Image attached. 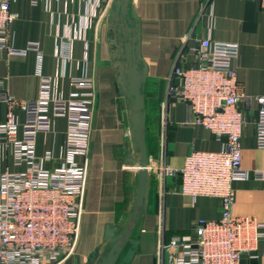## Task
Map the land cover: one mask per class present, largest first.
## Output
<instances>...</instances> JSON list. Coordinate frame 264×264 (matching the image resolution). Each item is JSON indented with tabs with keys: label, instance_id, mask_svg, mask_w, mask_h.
Masks as SVG:
<instances>
[{
	"label": "crops",
	"instance_id": "0c3cea01",
	"mask_svg": "<svg viewBox=\"0 0 264 264\" xmlns=\"http://www.w3.org/2000/svg\"><path fill=\"white\" fill-rule=\"evenodd\" d=\"M111 3L112 0H13L10 9L17 16L0 34V94L19 101L37 99L42 77H48L50 98L68 100L73 93H81L80 99H86L90 109V149L79 234L73 253L57 264H88L96 248L103 254L105 228L123 227L134 205L136 173L126 172L124 162L127 109L111 65L117 53L111 46L118 47L121 36L116 25L110 32L107 15ZM134 11L140 25V52L148 66L144 101L151 161L147 208L131 234L137 248L128 264H159L161 228L165 241L193 236L195 221L217 220L221 210L220 198L192 199L180 193L179 175L160 181L154 172V161L178 169L192 150L220 149V142L210 131L184 125L185 104L166 95L179 51L178 66L193 63L182 39L189 35L187 44L199 37L237 43V78L244 92L264 95V9L259 0H135ZM30 43L36 44L37 50L28 47ZM11 48L27 50L17 54L10 52ZM79 79H90L92 86L77 87L73 82ZM171 82L176 83V78L172 77ZM256 109L252 102L240 139L241 167L248 176L234 180L232 188L233 212L255 217L261 236L255 257L244 253L240 264H264V179L254 176L255 171H264V148L256 142ZM6 113L7 105L0 100V125L5 123ZM13 113L21 129L24 112L15 108ZM68 126L67 116L51 115L50 130L36 135L35 155L44 168L61 166ZM74 158L82 165L81 157ZM26 167L25 163H14L12 154L0 143V173H20Z\"/></svg>",
	"mask_w": 264,
	"mask_h": 264
},
{
	"label": "built area",
	"instance_id": "2783aa9c",
	"mask_svg": "<svg viewBox=\"0 0 264 264\" xmlns=\"http://www.w3.org/2000/svg\"><path fill=\"white\" fill-rule=\"evenodd\" d=\"M12 1L0 0V34L17 16L10 9ZM259 3L264 9V0ZM188 40L190 36H184L182 45L191 54L193 63L188 67L178 66L179 51L166 95L185 104L187 117L183 124L210 131L220 142V149L192 150L178 169L154 161V172L160 181L179 175L180 193L192 199L220 198L221 210L217 220L195 221L193 236L165 241L161 228L159 264H240L244 253L255 257L261 234L255 217L233 212L232 183L248 176L241 167L240 139L246 125V111L252 102L257 105L254 121L257 146L264 148V95L244 92L237 78V43L208 37L194 38L187 44ZM28 47L37 50L36 44L30 43ZM26 50L9 49L17 54ZM172 77L176 83L171 82ZM73 83L77 87L92 86L90 79ZM49 87L50 78L42 77L37 99L19 101L0 94V100L7 105L5 123L0 125V143L12 154L14 163L27 165L20 173H0L2 264H57L76 247L86 184L90 109L87 100L80 99L81 93H73L68 100H54L50 98ZM15 108L24 112L21 129L13 113ZM51 115L67 116L69 126L61 166L46 169L35 155V138L39 132L50 130ZM75 156L83 159L82 165L75 161ZM150 161L149 158V165ZM254 176L264 179V171H255Z\"/></svg>",
	"mask_w": 264,
	"mask_h": 264
},
{
	"label": "water",
	"instance_id": "95a60500",
	"mask_svg": "<svg viewBox=\"0 0 264 264\" xmlns=\"http://www.w3.org/2000/svg\"><path fill=\"white\" fill-rule=\"evenodd\" d=\"M135 0H112L107 22L121 30L119 46L111 48L117 53L111 61L114 66L122 99L127 109L128 139L125 142L124 162L126 172L135 171L136 190L133 209L123 227L118 225L105 228V252L96 248L88 259V264H128L137 248L131 239L133 229L147 208L150 173L149 156L146 142V108L144 85L148 66L140 52V25L134 11ZM117 35V34H116ZM130 248L126 249V245Z\"/></svg>",
	"mask_w": 264,
	"mask_h": 264
},
{
	"label": "rangeland",
	"instance_id": "374dc122",
	"mask_svg": "<svg viewBox=\"0 0 264 264\" xmlns=\"http://www.w3.org/2000/svg\"><path fill=\"white\" fill-rule=\"evenodd\" d=\"M166 91H167V89H166ZM89 136H91V131H90V135H89ZM89 149H90V142H89ZM89 149H88V150H89ZM87 154H88V153H87ZM86 157H87V155H86ZM85 172H86V177H85V182H86V179H87V169H86Z\"/></svg>",
	"mask_w": 264,
	"mask_h": 264
}]
</instances>
